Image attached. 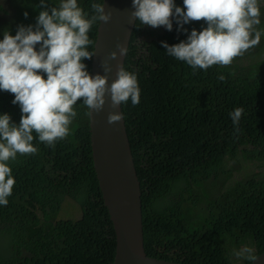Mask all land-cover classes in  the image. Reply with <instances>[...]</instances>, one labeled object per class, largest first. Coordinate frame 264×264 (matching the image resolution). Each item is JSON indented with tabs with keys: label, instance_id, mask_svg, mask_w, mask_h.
Instances as JSON below:
<instances>
[{
	"label": "trees",
	"instance_id": "16d2710c",
	"mask_svg": "<svg viewBox=\"0 0 264 264\" xmlns=\"http://www.w3.org/2000/svg\"><path fill=\"white\" fill-rule=\"evenodd\" d=\"M77 2L90 13L91 3L102 0ZM47 3L55 7L59 0ZM174 3L183 7V0ZM39 4L17 0L8 15L15 25L7 21L3 29L15 35L19 25L35 24L44 10ZM146 27L135 22L124 58L125 69L137 76L139 104L120 105L140 185L145 254L179 264H250L232 252L247 246L256 256L264 253V66L249 52L232 65L194 74L186 62L166 55L161 42L186 40L191 30L206 27L203 21L184 25L187 32H177L175 22L171 32ZM140 34L145 40L139 41ZM90 61H83L89 73ZM13 99L0 91V115L19 125ZM191 101L198 114L189 109ZM236 107L244 111L234 126L229 113ZM75 108L69 135L55 147L37 138L35 155L8 161L16 182L7 206L0 205V264L114 261L115 234L93 167L88 110L82 102ZM249 165L258 172L237 179ZM65 199L81 210L78 220L60 217Z\"/></svg>",
	"mask_w": 264,
	"mask_h": 264
},
{
	"label": "clouds",
	"instance_id": "9594fccd",
	"mask_svg": "<svg viewBox=\"0 0 264 264\" xmlns=\"http://www.w3.org/2000/svg\"><path fill=\"white\" fill-rule=\"evenodd\" d=\"M9 1L13 5L0 0V20L16 9L17 0ZM259 2L263 1L183 0V7H179L174 0H132L134 11L130 18L144 25V31L149 30L146 27L149 26L171 32L175 22L177 32H187L184 25L203 21L206 27L191 30L186 40L171 46L161 42L166 55L186 62L194 74L208 72L214 65H232L249 52L261 68L264 66V34ZM39 7L44 10L39 11L35 26L19 25L15 35L4 30L0 40V91L12 94L11 103L18 104L21 112L19 125L11 122L10 115H0L2 206H7V198L12 195L16 182L8 161L15 160L17 154L35 155L38 149L33 146L34 139L38 138L48 147H55L58 141L65 139L78 115L75 108L78 102H82L91 115L103 111L106 102L115 110L129 101L136 106L140 100L137 76L125 69L124 61L117 66L115 79L109 83L112 72L109 61L117 58L116 51L102 62V75H92V65L89 73L83 63L95 55L89 48L95 46L96 38L90 39L89 32L94 25L107 24L111 19L103 0L91 3L90 13L80 7L77 0H59L55 7H49L47 0H40ZM27 16L25 12L24 17ZM143 35L140 34L139 41L145 40ZM116 48L121 57L127 56V47L117 44ZM218 79L223 81L225 77L220 75ZM194 107L198 114L195 101H191L189 109L192 111ZM243 111L236 107L229 113L234 126L238 125ZM123 119L122 112L111 111L106 122L112 125ZM232 255L249 262L258 259L253 248L247 246L233 250Z\"/></svg>",
	"mask_w": 264,
	"mask_h": 264
},
{
	"label": "water",
	"instance_id": "95a60500",
	"mask_svg": "<svg viewBox=\"0 0 264 264\" xmlns=\"http://www.w3.org/2000/svg\"><path fill=\"white\" fill-rule=\"evenodd\" d=\"M110 21L97 28L95 55L91 59L92 75L103 74L102 62L111 52L117 58L109 61L112 72L109 83L115 79L117 66L123 64L117 44L127 47L135 25L130 18L134 11L132 0H103ZM107 101V97H106ZM113 110L106 102L103 111L89 115V132L93 167L98 180L103 204L107 209L115 234V256L112 264H179L149 258L144 251L142 205L139 181L134 169L124 120L109 125L106 118ZM250 264H264V253Z\"/></svg>",
	"mask_w": 264,
	"mask_h": 264
},
{
	"label": "rangeland",
	"instance_id": "374dc122",
	"mask_svg": "<svg viewBox=\"0 0 264 264\" xmlns=\"http://www.w3.org/2000/svg\"><path fill=\"white\" fill-rule=\"evenodd\" d=\"M8 5H13V3L9 0H5ZM49 7H52V4L49 5ZM0 21H6L5 23L7 24V21L11 24V26L14 27L15 23L10 22L11 20H8V17H5L3 19H1ZM21 20H19L18 22H20ZM33 24H34V20H32ZM30 20L26 22L27 26L31 25L32 23ZM35 25V24H34ZM3 27H4V23H0V40L3 39ZM37 46V50H38ZM258 172V170L253 166V165H249V166H244L242 169L241 174L237 177V179H240L241 177L245 176V175H249V174H253ZM77 207V205L70 199H65V201L63 202V205L61 206L64 209V212H62L60 214L61 218H67V217H71L72 219L70 220H78L81 217V210L78 209H73V207ZM237 264H242L241 261H238Z\"/></svg>",
	"mask_w": 264,
	"mask_h": 264
}]
</instances>
